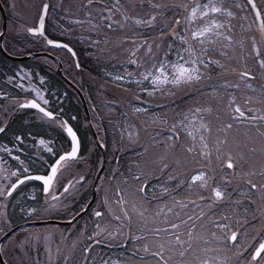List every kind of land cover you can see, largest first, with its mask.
<instances>
[{"label":"snow or ice","instance_id":"1","mask_svg":"<svg viewBox=\"0 0 264 264\" xmlns=\"http://www.w3.org/2000/svg\"><path fill=\"white\" fill-rule=\"evenodd\" d=\"M248 2L252 4V0H248ZM94 3L98 5L95 13L87 10L93 7ZM252 6L255 8V4H252ZM47 7L48 5L45 3L44 8L47 9ZM81 7L85 8L84 19L76 18L73 22L86 25L91 31L102 32L105 29L111 30L116 26L122 29L129 19L137 25H150L154 22L157 10L165 8L166 5L148 0L151 14L147 15L146 19H142L140 16H129V10L125 8L121 0H112L111 7L107 6L104 0H83ZM132 7L134 8L136 5L133 4ZM141 7H143V0H141ZM181 9H183L182 13ZM172 10L180 14L169 18L168 23H171V28L168 33L161 34L162 37L168 35L172 38L167 47L162 48L160 43H156L155 50H153L152 41L145 40L144 43L148 47L144 48L141 55L139 52L141 44L134 42L135 46L129 50L125 63L130 62L136 68L132 73L127 71L123 74L117 73L113 79H129L142 83L150 78L149 82L152 84V88L141 90L151 95L168 86L179 87L180 85H191L194 82L201 81L205 72L213 64H220V61L215 58L217 52L220 56H227V52L222 51V49L231 47L233 37L221 30L223 22L216 19V14H226V16L231 17L234 13L229 8L224 7L223 4L213 3L212 0H208L203 5L196 4L194 7L180 3L179 0H173ZM117 15L119 16L118 19L115 18ZM210 16L211 19H209ZM257 18H260L259 12ZM43 20L44 12L42 11L40 13V26L28 27L27 31L43 35ZM199 20H202L203 23H198ZM182 24L183 27H181ZM228 31L231 32V27ZM260 31L264 34V24L260 26ZM220 40H223L224 43L220 44ZM46 42L49 45H60V41L57 40L47 39ZM62 46L72 52L68 44ZM174 46L177 49L175 52L172 51ZM255 49L256 45L253 43V50ZM185 53H187V59L184 58ZM169 55L174 58L169 59ZM260 64L261 68H264V60H261ZM250 76H254V74L248 70H242L238 74L237 80L244 81ZM224 83L228 84V81L225 80ZM28 87L35 93V98L26 99L24 104H18V106H31L43 114L42 119L47 118L58 125L66 133V139H70V147L63 150L55 158L47 174H37L32 177L20 175L19 179H16L15 183L8 187L6 191L0 188V195L5 197L17 185L29 179L42 182L44 193H49L54 190L59 171L65 168L69 162L80 158L78 156L79 140L77 133L67 121L61 120L59 113L47 109L48 101L43 98L44 93L39 88L32 86L31 83ZM230 87L237 89L240 85L233 83ZM244 87L254 89L256 86L249 81ZM136 99L138 100L139 97L137 96ZM38 100L42 101L44 106H41ZM251 103V98L243 99L241 103H238L234 95H229L223 120L220 119L219 112L217 113V123L222 124V127H218L216 131L223 133L222 137H217L212 141L218 171L216 168H209V165L212 164L211 149L206 142L207 136L205 134L212 130V126L205 120L204 113L212 111L210 106L186 108L182 113L174 115L170 126L167 116L157 114L155 123L164 125L167 131V136L164 137L166 140L165 152L163 155L156 157L154 161L145 160L140 162L138 167L149 169L147 175H151V166L154 163H159L161 165L160 171L163 172L169 168V164L164 161L170 155L174 165L185 166L188 162L187 157L184 155L185 152L188 154L195 153L196 155L192 159L199 166L195 174L189 173L191 176L190 181L177 173L179 179L177 187L186 185V190L183 196L173 197L171 207L166 209L167 213H171L173 209H176L175 215L171 218L165 215L160 219V213L157 211L154 217L156 219L154 226L146 227L149 222L145 221V224H142L140 229L130 236L128 229L123 225L117 226V229L109 230L108 227L97 224L96 230L88 238L91 243L83 248V252L91 254L93 245L98 247L101 243L108 244L109 248L113 246L123 248L124 242L131 239L134 244L130 250L143 253L150 264H218V258L215 261L208 258V254L212 249L207 245H202L201 242L209 241L210 237L217 242L234 241L240 230L238 221L241 214L247 215L250 208L253 211L258 209L259 214L264 216V87L261 88V107L253 108L250 106ZM131 111L141 113L145 112V109L132 107ZM234 126L236 130L232 135H229V130H233ZM131 127L129 126V128ZM181 134L184 136L183 140ZM127 135L130 141L134 137L138 139L136 132L128 131ZM20 139V136L16 137V140ZM42 142L38 141V143ZM152 144L156 145L158 141L152 140ZM177 144L181 145V150L172 151L176 149ZM49 151H52V149H49ZM144 151H147L146 147ZM204 160H207V164L203 163ZM225 164H227V168L224 167ZM25 171H28V169H25ZM11 175L16 176L18 173L13 170ZM143 176H145V173L138 171L132 179L136 181V191L146 195L144 186L136 180V177ZM213 177H218L215 180V186H213ZM79 179L83 181L84 177L80 176ZM167 179L172 180L173 177L169 175ZM125 180H128V177H125ZM71 183L72 181H69L64 184V190H67ZM159 187L163 192H169V189L163 184ZM229 187L232 188L231 192L228 191ZM121 191L120 188L115 189V204L120 206L123 218L127 219L129 212L124 208L126 202L121 195ZM234 193L236 194L235 197ZM140 200L146 203L143 195L140 196ZM205 200H207L209 208L219 207L221 211L218 214L206 215L207 208H200V204H203ZM245 201L249 202L248 207L241 206L242 202ZM258 201L259 203H257ZM253 205L256 208H253ZM189 206L193 209L190 215L181 211ZM105 207L111 215L113 208L111 202L107 199L105 200ZM131 208L135 210L136 203H132ZM27 211L31 213L34 209L29 208ZM93 215L99 218L101 213L93 210ZM140 215L143 216V211ZM115 219L120 220L121 216L116 215ZM233 219L237 220L236 231L232 230ZM262 250H264V239L260 240L259 245L252 252L253 261L256 260L258 255H261ZM100 255H103V253ZM49 259H52L51 255ZM66 259L67 257H65ZM2 264H11V261L5 259ZM85 264H88V262L86 261ZM99 264H121V261L113 259L109 262L108 259H100Z\"/></svg>","mask_w":264,"mask_h":264},{"label":"trees","instance_id":"2","mask_svg":"<svg viewBox=\"0 0 264 264\" xmlns=\"http://www.w3.org/2000/svg\"><path fill=\"white\" fill-rule=\"evenodd\" d=\"M48 1L50 4H53L54 0H48ZM64 1L65 0L60 1L61 6H64L63 8L65 7L68 8L69 11L59 13L58 10L57 11L52 10V15H51L52 20H49L50 17L49 15L45 26V33L49 37L61 39L63 41L70 43L73 46V48L75 49L79 68L77 69L76 67H74L71 56L66 52H64V55L62 57L58 56V59L62 64L60 69V74L57 71L56 61L48 57H32L33 59L30 58L28 60L18 62L11 60L7 56L0 53V90H2L3 92L6 91L7 84L5 78L8 74L13 73V69L16 68L19 63H22L32 68L33 72L38 70L39 72L43 73L44 76H46V78L48 79L47 80L48 86L50 87V90L54 92V96H56L54 100L56 108L59 109L58 111H60V113L70 122V124L74 127L75 131L78 134L79 142H80V156L86 160H88L89 158L88 171H90V173L87 172L88 186L85 185L84 189L79 191L76 195L65 199V202L62 204L63 207L61 211H57L55 213V215H59V216H65L71 213L72 211L73 214L77 213L84 207V205L87 203V201L89 200L92 194L90 182L93 179L94 174L97 172L101 163V150L94 142L92 138V131L86 121V116L83 109V102L86 104L90 117L91 126L94 130V133L96 134L98 141L104 146L105 158H106L102 173L99 176L96 183V189H95L96 192H95L94 200L91 206L89 207V209L87 210V212L77 219L74 229L75 236L78 234L82 235L83 233H85L84 236L87 237L88 235L92 234L93 231L96 230L95 225L99 222L97 221V219L100 220L101 218V217L94 218L93 210H100L102 216L107 217L106 219L107 222H104V225L109 226V230L116 229L117 226L122 225L123 223L126 224V221L124 220L123 215L120 212V206L115 204V196H114L115 189L120 188L122 190L121 191L122 196L125 195V192H133V193L137 192L135 190L136 181L132 179L135 174L134 158L135 156L138 157L142 156L141 153L143 151L141 149H143L142 148L143 145H147V147H149L148 151H150V153L140 158L137 162L138 164L140 163L141 159L145 158L146 156L151 157L150 156L151 153L154 154L155 158L160 155H163L165 152L164 145L166 143L164 137H166L167 131L165 126L161 124H160L161 127H158L157 125L156 126H147V124L145 125L144 123L150 121L151 118L150 117L148 118L146 116L143 117L140 113H133L131 111L132 109L131 92L132 93L134 92L120 88V86H117L119 84H115L116 82H114L113 80H111V78H109L110 76L118 72L117 69H119L118 68L120 67L119 63L121 62V60L119 59L122 56H123L122 58H125L124 56H126L127 59L128 51L135 46V43H130L123 39L126 37L125 30L124 29L122 30L116 26L111 30L105 29L102 32L91 31L86 25H83L82 28H77L76 30H74L72 28V24L68 22V18H73L74 15H83V19H84L85 8L81 7V5L83 4V0H72V4H70V0H66V2ZM159 1L160 0H153V3H157ZM161 1H163L161 3L162 5H166V7L171 6V8H167V9L165 8V10L164 8H162L160 10H157L158 23L161 20V18L164 20H169V18L174 16V13H177L172 10L173 4L164 3V1L166 0H161ZM0 2L3 5V8L6 10V19L7 22H10V31L13 33V36L4 35L5 38L3 39L2 42L4 50L9 55L33 54L44 50L51 53L49 51V48H42V45L39 42L29 39L25 35L23 27L22 28L20 27L19 29L16 30L15 19H13V16L10 14L11 1L0 0ZM111 2L112 0H104V3L107 4V6L109 7H111ZM143 5L146 8V10L150 11L148 7V0H143ZM94 7L98 8V5L94 4L93 7L88 8L87 10L95 13L96 9ZM77 11L83 13L76 14ZM17 21L19 24L22 23L20 19H17ZM235 22H236V32L238 33V38H239L238 41H239L243 38L242 36L243 30L241 31L239 30V21L235 19ZM168 27L169 29L171 28V23H168ZM126 29H133V28L131 25H129L128 28ZM159 31L164 32V30L161 29ZM156 33H157L156 31L150 32V30L147 29L146 32L143 33L141 36L142 37L145 36V40L153 41L152 43L155 44V42L157 41L154 38ZM253 38H256V40L255 39L254 40L258 42L256 44L259 45L261 50V45H260L261 43L260 41L257 40L259 39V36L253 35ZM158 39H162V38L158 36ZM171 39L172 38L168 35L165 37L163 43L164 48L167 47ZM109 41L111 44H109ZM247 44L248 45H246L243 50L239 51L241 52L240 55L239 53L236 52L232 58H229L230 52L228 48L222 49V51L227 52V56H220L218 52L215 58L220 61L219 65L221 66L217 67L215 66L216 64H213L210 67V69L207 71L208 75L212 74L211 77L214 76L215 81L204 84L205 88L202 91H198L196 89L192 92L189 91L187 94L182 96L177 101L175 100L173 101L172 98L169 99L164 97L163 99H161L163 102L162 105H168V106L163 107L161 105V107L158 109V114L160 116H167L168 124L170 126V123L173 122L174 115L176 113H182L188 107V101H190L192 104L193 101H197L198 103H203L204 105L208 104V106L214 108V103L216 102L213 97L215 94H217L220 97L219 100L220 105H218L217 103L216 105L219 108L222 107L223 110H225L227 96L231 94L234 95L238 100H242V98L244 97L251 98V101L256 105V101L257 99L260 98L261 95L258 93H261V88L263 86L258 85V87H256L253 92H245V94H247L246 96L239 95L242 92H238L236 89H233L232 87H228V88H226L225 86H222V88L220 87V85L222 84L224 85V83H220V82H224L225 80L228 82H232L233 84V78H237L238 75L229 72L232 71V68L235 66H237L238 68L245 66V69H247L248 71L254 74L256 80L257 78H259L260 81H264V68H261L259 67V65H256L254 56H249L251 55L250 53L251 46L250 43ZM143 46H145V43ZM246 50H248V52L250 53L247 57H246ZM260 52H261L260 58L264 59V54L262 53L263 51ZM145 59H147V57H145ZM239 64H245V65L241 66ZM229 65H233V66H229ZM258 72H262L263 74H257ZM73 85L75 86L74 88L72 87ZM183 93L184 91H181V94ZM195 95H197L196 98L194 97ZM81 97H83V101L81 100L82 99ZM6 99L7 98L4 97V95L3 96L0 95V114L2 107L5 106L6 104ZM166 102L169 103L164 104ZM172 107H173V111L172 110L169 111L170 108ZM29 112L30 111L28 110L13 112V114H11V116L9 117L8 120L9 122L7 126L5 127L3 132L0 133V140L9 141L10 139L15 138L17 134H19L20 136L26 139L27 132H33V133L35 132L36 134H44L50 137H54L58 143H61L63 146L65 145V142H67L66 137L57 128L52 127L49 124L37 121L34 117H32V115L29 114ZM207 114H208V116L206 117L207 122L208 123L210 122V125L212 126L211 135L212 134L218 135L216 129L218 127H222V124L217 123V116H214L217 115V113L214 114L213 112H210ZM6 116H8V113L4 114L2 112V117H6ZM223 117L224 114H220L221 120H223ZM115 120H117L119 123L117 122L118 124H115L116 122ZM133 125H137V126L142 125V128H140L142 131H146L143 127H148L147 130H149L150 132H144L141 139L135 143L138 146H135V148H130L132 146H129L124 142L126 140L125 139L126 136L124 137V132L131 131L132 127L129 128V126H133ZM163 126L165 129L162 128ZM117 128H119L121 132L122 130H124L123 134L121 133L117 134L116 132ZM220 134L223 135L222 132H220ZM152 140H157L158 144L153 145ZM21 148H22V156L24 154L23 157L26 159L27 156L26 146L24 147L21 145ZM177 150H181L180 144H177L175 151ZM28 152H29L28 159L30 160V167L34 171H39L42 168V166H44V164H42L39 161V158L42 157V154L36 156L33 152V147H30ZM164 162L169 164V168L164 170L165 174L163 176H161L160 174L162 172L160 171L161 165L159 163H157V168H155L154 164L151 166V169L152 170L156 169L157 173L159 174V181L156 183L155 188L158 187L160 192L163 191L161 190L159 185L163 184L165 187H167L170 190V188L174 187L176 182L178 181V178L174 177L176 176L174 175L175 171L170 170L172 157L170 158L168 157ZM82 163H85V161ZM79 168L83 169L84 167L82 165H79ZM137 168L139 169L138 171L144 172L138 166ZM79 172L82 171L80 170ZM169 175L173 176V178L176 179L173 183V186L170 183V181L167 179ZM125 177H128V180H125ZM136 180H138L139 183L141 181L139 180V178ZM150 185L151 184H148V186L146 185L145 189H151ZM29 187L31 190H33L32 189L33 186H28V188ZM228 191L231 192L232 188L229 187ZM233 195L235 197L236 194L234 193ZM106 199L109 202H111V207L113 208V213L111 215L108 213V209L105 207ZM248 203L249 202L247 201L242 202L241 206L248 207ZM257 203H259V201ZM201 205H202V209L207 208L206 215L218 214L221 211L219 207H215V208L207 207L208 205L206 206L205 202L203 204H200V208ZM29 207L34 208L35 210L29 213L27 211ZM40 207H42V202H40V199L33 200V198H26L23 199V201H21L18 198H16V201H14V205H13V211H12L13 215L11 214L13 216V220H12L13 224H17L26 220L33 219V217L38 214V210L40 209ZM253 208H256V206L253 205ZM149 214H151V212ZM55 215L49 216V218H61V217H56ZM116 215H120L121 219L120 220L115 219ZM250 215H253L254 217H251ZM164 216L165 214L161 213L159 218L162 219ZM110 217L115 220L114 221L111 220ZM153 217L154 215L151 216L152 220ZM133 218H136V221H133L132 226L130 225V223H128L129 227L127 226V224L123 225L125 228L128 229L129 236L133 234L136 230H139L140 226L143 224V220L146 219L144 215L142 216L143 219H141V217H138V215H135ZM238 223L240 225V229L243 235L236 238L234 242H232L231 244L228 241L227 243L220 245L221 249L219 251L220 252L219 254L222 256L223 259L222 264H233L234 258L237 256L236 253L233 254L235 250L234 245L236 243L238 245H242V247H245V245H247V247H245L247 250H245V252L241 254L242 261L240 264H264V250L254 262L250 261L251 252L253 251L259 240L264 236V216L259 214L258 209L256 211H253L250 208L249 213L247 215L241 214V218L239 219ZM249 223H252L251 224L252 231L250 230V225H248ZM98 224H100V222ZM236 224H237V220L233 219L232 229L236 230ZM67 228L68 226L65 225L63 232ZM256 230L257 232L253 236H251L253 231ZM242 239L243 242H241ZM214 243L219 245V242L217 241H214ZM133 244L134 242L132 241L131 243V239H129L127 242H125L123 248L117 246V247L105 249V251L109 250L112 253V255L115 254L117 257L115 259L121 261V264H130L132 262L133 264H143L144 260L142 257H140L142 253L138 251L130 250L132 249ZM201 244L207 245L210 248L212 247L210 245V241H203L201 242ZM81 246L82 244L79 243L78 246L76 247V250L77 253L80 252L82 254V258H83L85 256V253L83 252V247ZM101 246L102 245H100V247ZM134 252L138 253V255H136ZM93 255H95V260H96L95 264H99V260L104 259L103 257L102 258L99 257L100 258L99 259L97 257L98 255L97 252H95ZM82 258L75 257L74 264H82V261H84L82 260ZM62 261H63V257L61 258L60 263H62Z\"/></svg>","mask_w":264,"mask_h":264},{"label":"rangeland","instance_id":"3","mask_svg":"<svg viewBox=\"0 0 264 264\" xmlns=\"http://www.w3.org/2000/svg\"><path fill=\"white\" fill-rule=\"evenodd\" d=\"M9 1H11V13L10 14L13 16V19H15V20L16 19H20L21 20V19H24V17H26L27 19H29V18L32 19V22L31 23H35L36 18H37V15H38V12H39L40 5H41V3H42L43 0H13V1L12 0H9ZM60 1L61 0H54L53 1V4H50V12H51V14H50L49 20H52L51 19L52 10L53 11H57L58 10L59 13L69 11L68 8H66V7L63 8L64 6H61ZM127 1H132V0H127ZM255 1H256V4L258 5L259 9H260V12H261V15H262V18H263V24H264V0H255ZM64 2H66V0ZM135 2L136 3H139L140 0H135ZM159 2L162 3L163 1L160 0ZM179 2L194 7L196 4L203 5L204 3L208 2V0H179ZM212 2L213 3H218V4H223L224 7L229 8L234 13V15L231 16V17H233L234 19H236V20L239 21V30L240 31L243 30L242 32H244L243 38L241 40H239V42L236 41L233 38L234 43L232 44L233 41L231 42V47H229L228 50L230 52L229 53L230 54L229 58H232L233 55L236 52L239 53V55H240L241 52H239V51L243 50L244 47L246 45H248L247 43H248V41L250 39L253 40V33L255 35L257 33H261V31H259V32L257 31V28L255 26V23L253 21V18L251 16V13H250L249 8L246 6V4H245V2L243 0H212ZM164 3L173 4V0H166V1H164ZM70 4H72V0H70ZM165 8L166 9L167 8H171V6H167ZM165 8H164V10H165ZM95 9L97 11L98 8H95ZM182 12H183V9H181V13ZM76 13H83V12L77 11ZM176 14H180V13H174V15H176ZM197 16H198V13H197ZM231 17L226 16V14H216V19L223 22V27L221 29L222 31L225 28H227V27L228 28L231 27V25H232V23H231ZM75 18L81 19L80 17H75ZM209 19H211V16L209 17ZM73 20H74V18H68V22H73ZM154 20H155V18H154ZM198 23H203V21L202 20H199ZM159 24H160L159 25V30L161 29V30L166 31L169 28L168 27V20H164V19L161 18V20L159 21ZM0 26H1V19H0ZM140 26H144V25L141 24ZM183 26L184 25L182 24L181 27H183ZM124 30H125V34H126L127 33V30L126 29H124ZM4 34H5V36L6 35L13 36V33L10 31V22H7L6 23V30H5V33ZM260 35H261L260 39H257V40L260 41V43L262 44V51H263L262 53L264 54V48H263L264 47V35L263 34H260ZM223 42H224L223 40H220L219 41L220 44H222ZM252 52H255V53H252ZM250 53H251V55H249ZM250 53L248 52V50H246V57L248 55L249 56H254L255 57V63H256V65H259V67H261L260 61L263 60V58H260L261 52L257 51V49L253 50L251 48ZM239 65L242 66V65H245V64H239ZM229 66H233V65H229ZM232 69H235V70H238V71L239 70H247V69H245V66H242L241 68H238L237 66H235ZM31 73L30 72L29 73L26 72V69H24L23 67H19V68L16 67V68L13 69V73H11L9 75V78L7 80L8 81L11 80L12 82H14V84L17 87H19L21 89V91H25V89L28 88L29 83H31V85L34 86V82H33V80L31 78H33L35 76H33V74H31ZM257 74H263V73L262 72H258ZM115 75L116 74H113L109 78H111V80H113V81L121 82L122 80H115V79H113V77ZM234 81H235L234 83H238L239 85H241L239 88L236 89L238 92H242L239 95L246 96L247 94H245V92H253L255 90V89H251L250 90L248 88H245L244 85L247 82H249V81H251L255 85V83L253 81H256V79L255 80L246 79L244 81H239V80H237V78H235ZM262 82L264 83V81H262ZM220 83H224V82H220ZM231 84H232V82H228V84H225L224 83V85L222 84V85H220V87L222 88V86H225L226 88H228V87H230ZM18 85H20V86H18ZM182 86H186V85H180L179 87L176 88V91H178L179 88L182 87ZM92 93H94V92H92ZM258 94H261V93H258ZM228 96H227V102H226V104L228 103ZM213 98L215 99V102L218 105H220V103H219L220 97L217 94H215ZM243 99H248V98L244 97V98H242V100ZM216 103H214V107H218L216 105ZM256 104H257L258 107H261L260 98L257 99ZM188 105H189L188 108H192V107H195V106H208V104L204 105L203 103H198L197 101H193V104L190 101H188ZM250 106L253 107L252 105H250ZM10 107H11V102H10ZM258 107H256V108H258ZM253 108H255V107H253ZM170 109L173 111V107L170 108ZM220 109H222V107H220ZM1 111L4 114L5 113H8V112H9V114L11 113V111L9 110V105L8 104L5 107H3ZM157 114H158L157 112L156 113H149V117H151L153 119V124H155V125L157 123H155L154 118H157L156 117ZM206 114L207 113H204V115H206ZM223 114L225 115V113H223ZM214 116H217V115H214ZM7 117L8 116H6V119H7ZM3 118H5V117H3ZM6 119H4V120H6ZM115 121H116L115 124H118L119 123L117 120H115ZM147 122L149 124H151L150 121H147ZM142 123H143V121H142ZM144 124L146 125V123H144ZM170 125H171V123H170ZM158 126L161 127V125L159 123H158ZM162 128L165 129L164 126ZM235 130H236V128L234 126L233 130H229V135H232V133ZM162 131H164V130H162ZM241 131H242V129H241ZM116 132H117V134H120V133L122 134V132H121V130L119 128L116 129ZM133 132H134V130H133ZM209 133L211 134V131ZM205 135L206 136H209L208 133H206ZM211 136H212L211 144H209L207 141L206 142L208 143L209 148L211 149V154L214 153L213 154V157L211 158L212 159V164L215 163V165L218 166L217 165V162H216V159H215V149L212 146V141L214 139H216L217 137H222L223 135H221L220 132H218V135L212 134ZM124 137L126 139L124 142L127 145L132 146L130 148H135V146H138V145L135 144L136 142L134 141V139L132 141L129 140L128 135H127V132H124ZM139 137H141V136H139ZM181 137H182V140H183L184 139V136H181ZM38 141H43V140H37V147H42V149H44V151L48 150L47 142L43 141L42 143H38ZM189 143H190V141H189ZM145 147L147 148V151H144ZM142 148H143V149H141L143 151L141 153L142 156H139V157L138 156H135V158H134V160H135L134 161V164H135V172L134 173H135V175H136V173L139 170L137 168V166L139 165L137 163L138 160L140 158H142L144 155H148V153H150V151H148L149 150V147H147V145H143ZM0 151L6 152L4 148H0ZM184 154H185V156H188L187 157V161H188L187 164L185 166H176L172 162L171 165H170V170L171 171H175L174 172V175H176V176H174L175 178H177V173H179L180 176H184V177L187 178V180L190 181L191 180V176L189 175V173L195 174V171H196V163L192 159V157L194 155H196V154L195 153L188 154L186 152ZM153 155L154 154L151 153L150 154L151 157H149V156H146V157H148L149 160H151L152 157H153ZM11 157L14 158V155L11 154ZM146 157L143 158V159H141L140 162L145 161L146 160ZM170 157H171V155L169 156V158ZM11 161H13V160H11ZM212 164L209 165L210 168H212ZM13 170H15L17 172V168H14V167H11V166H7L6 161L1 158V160H0V188H3L4 189V184L8 181V177L13 176V175H11V173L13 172ZM216 179H217L216 177H213V181H215ZM193 183H196V182H193ZM213 186H215L214 183H213ZM184 194H185V189H180L179 188L175 192V195H178V196H183ZM53 199L54 198H52V200ZM132 203H136V207H138V204L136 202V197H135V199L133 198V202ZM171 205L172 204H169L168 205L166 203H158V204L156 203V205H154V207H153V208L156 207V209L153 210V215L155 216V214L157 213V211H159L160 214L161 213L162 214H165L169 218H171L172 216L175 215V211H176V209H173V212H171V214H169V213L166 212V209L168 207H171ZM1 208H2V202L0 203V210H1ZM192 211L191 210L189 211V215L191 214ZM132 212L134 213V210L133 209H132ZM0 215H1V213H0ZM43 216H46L47 217V214L42 215V217ZM139 216L141 217V215H139ZM151 216H149V219L148 220L150 221V223H154V224L153 225L147 224L146 227H152V226H154L156 224V219H154V217H153V220H152L151 219ZM250 216L251 217H254L253 215H250ZM46 217H43V218H46ZM141 219H143V218L141 217ZM125 221H129L130 223H133V221H136V218H131V220L125 219ZM145 221H146V219L143 220V224H145ZM124 224L125 223H123L122 225H124ZM251 224L252 223H249L248 224V225H250V230H251ZM2 226H6L5 222L2 224ZM73 227H75V226H71L70 228H73ZM64 228L65 227H63L61 225H55V224H52V225H44V226H41V227L36 228V229L29 228L30 229L29 232H31L33 234L28 233L26 231L25 234L21 233L20 236L18 237V239L16 238V234L14 233L13 234L14 236L11 235L10 238L7 239L8 241L6 240L7 244H6V249L4 250V252H6L7 250L10 251V249L8 248L9 246H10V248L15 249L14 251H17V250L20 251V247L21 246H24V247L26 246L24 252H26V251L30 252L31 251V245L32 244L36 245L35 246V250L38 251L39 248H38L37 244L43 246V243H44V242H42L41 237H43V238L46 237V239H49V237L54 236L55 237V243L56 244H53V246L57 247L60 250V252L62 253V255L66 254L68 256L66 260H68V258L70 257L71 260H69V261L71 262V264H74L75 257L76 258H82V254L80 252L77 253L76 246H75V243L73 241H65V237H66V240L67 239H71L72 240L75 235L74 234L72 235L71 232H70V234L68 236H66V234H63ZM239 231L240 232L238 233L237 238L240 237L241 235H243L241 229ZM23 232H25V231H23ZM256 232H257V230L256 231H253V233L251 234V236H253ZM91 236H92V234H90L87 237V239L89 237H91ZM209 241H210V245L212 246L211 247L212 251L208 254V258L210 260H213V261H215L216 258H218V264H222L223 259H222V256L219 254L220 253L219 251L221 249L220 248V245L224 244L225 242L224 241H220L219 242V245H217L216 243H214V241L212 240L211 237L209 238ZM77 242H79L78 239H77ZM241 242H243V239H242ZM69 243H71V244H69ZM45 246L47 247L48 246V243H45ZM81 247H84V245H82ZM234 248H235V250H234L233 254L236 253L237 256L234 258L233 264H240L241 261H242V259H241L242 258V255L241 254H243L245 252V250H247V249L245 247H242V245H238L237 243L234 245ZM95 252L98 253L97 257H99L100 254L95 249V250H93V252L91 254H88L87 257H83L82 260L86 259L88 263H90L93 260L96 261L95 260V255H93ZM135 254L138 255V253H135ZM142 258H143V260L144 259L148 260L147 257L143 253H142ZM113 259L114 258H111V256H110L109 262L111 260H113ZM134 262H136V261H134ZM131 264H133V262ZM143 264H146L145 263V260L143 261Z\"/></svg>","mask_w":264,"mask_h":264},{"label":"flooded vegetation","instance_id":"4","mask_svg":"<svg viewBox=\"0 0 264 264\" xmlns=\"http://www.w3.org/2000/svg\"><path fill=\"white\" fill-rule=\"evenodd\" d=\"M10 5H11V3H10ZM31 21H32L31 18L27 19L26 17H24V19H21L22 23L19 24L17 19H16L15 20L16 30L19 29L20 27L24 28L26 23H29V22L31 23ZM34 41L41 43V41L38 38H35ZM45 81H47V80L45 79ZM26 92H28V94H31L29 88H26ZM5 106H3V107H5ZM54 108L56 110H59L58 108H56V106ZM27 134H32V133L27 132ZM44 139L49 142L47 144H50L51 146L58 148V149L62 148V144L58 143L54 137H46ZM35 142H36L35 137L33 138V140H32V138L28 139L26 137V144L28 145V147H34ZM2 143L4 144L5 142H2ZM7 143L10 144L9 142H7ZM84 161H85V163H82ZM88 161L89 160H84V159L78 160L77 159L75 161H72L70 166L67 165L61 171L60 179H58L56 181V187L54 188V190L49 192L48 198L65 199V198H70V197H73L74 195H76L78 193V190L80 187L79 177L83 176L85 178H88V175L84 176L83 174H80L79 171L81 170V171H85V172L90 173V171H88V167H89ZM80 163H82V164H80ZM79 165H82L84 168L80 169ZM44 170H45V167H44ZM69 181H72V183L70 184V186L67 190H64V184L68 183ZM85 185H86V183L83 180L81 183V190L84 189ZM33 186L36 187L34 190H31L30 187L29 188L27 187L28 189L26 188V198L40 196L41 186L39 184H34ZM1 198H2V195L0 196V203L2 202ZM59 207H63V205H59ZM12 211H13V205L7 206L4 210H0V213H1V215H0V235H2L3 231L7 230L11 226V224L13 223L12 222V220H13ZM4 222H5L6 226H2V224ZM22 233L25 234L26 231L22 232ZM19 236L20 235H17L16 238L18 239ZM8 238H10V236ZM8 238H6L4 243L2 244V255H3L4 260L7 259V260L11 261V264H29L32 262L47 261L49 259V256L51 255V257H53L54 252L56 251L55 248H52L49 245L46 247L45 244H43V246L37 244L39 250L36 251L35 250L36 245L32 244L30 252H28V251L24 252L26 246L25 247L21 246L20 251H18V250L14 251L15 249L10 248V246H9L8 248L10 249V251L7 250L6 252H4V250L6 249V244H7L6 240Z\"/></svg>","mask_w":264,"mask_h":264},{"label":"water","instance_id":"5","mask_svg":"<svg viewBox=\"0 0 264 264\" xmlns=\"http://www.w3.org/2000/svg\"><path fill=\"white\" fill-rule=\"evenodd\" d=\"M247 1V3H248V5L250 6V8H251V10H252V12H253V15H254V18H255V21H256V24H257V27L260 29V26L262 25V21H261V17L258 19L257 18V13L259 12L258 11V9H257V7L255 6V8H253V6H252V4H254V1L252 0V4H250L249 2H248V0H246ZM44 4L45 3H43L42 4V6H41V10H40V12H39V16H38V19H37V23H36V26H40V13L43 11L44 12V19H45V16H46V11H47V9H45L44 8ZM47 4V3H46ZM0 13H1V16H2V25H1V31H0V51H2L4 54H5V52L3 51V49H2V46H1V38H2V34H3V31H4V28H5V21H6V19H5V13H4V11H3V8H2V6L0 5ZM43 23H44V20H43ZM35 26V27H36ZM42 32H43V25H42ZM36 34H39V33H36ZM40 35V34H39ZM41 36H44V35H41ZM47 41V40H46ZM58 46V45H57ZM60 46V45H59ZM8 57H10V58H12V59H15V60H22V59H25V58H27V56H21V57H15V56H10V55H7ZM24 104V103H23ZM86 111V110H85ZM87 113V112H86ZM94 138H95V136H94ZM99 173V172H98ZM98 173H97V175H98ZM97 175H96V177H97ZM32 176H34V175H29V177H32ZM15 183V182H14ZM91 200H92V198L90 199V201L87 203V205L85 206V208L80 212V213H78L76 216H74L72 219H70V220H68V221H64L63 223H70V222H72V221H74L80 214H82L86 209H87V207H88V205L90 204V202H91ZM52 222H57V221H55V220H42V221H33V222H25V223H22V224H20V225H17L16 227H14L10 232H12V231H14V230H16L17 228H20V227H22V226H24V225H28V224H44V223H52ZM262 239H264V237L262 238ZM259 245V243L257 244V246ZM256 246V247H257ZM255 247V248H256ZM254 251H255V249H254Z\"/></svg>","mask_w":264,"mask_h":264}]
</instances>
